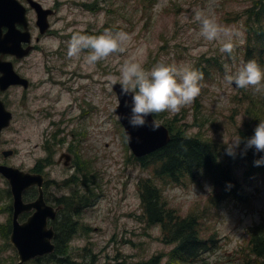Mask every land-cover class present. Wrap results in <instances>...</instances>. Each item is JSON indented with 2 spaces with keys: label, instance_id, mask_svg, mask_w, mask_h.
Instances as JSON below:
<instances>
[{
  "label": "rangeland",
  "instance_id": "rangeland-1",
  "mask_svg": "<svg viewBox=\"0 0 264 264\" xmlns=\"http://www.w3.org/2000/svg\"><path fill=\"white\" fill-rule=\"evenodd\" d=\"M57 1L60 9L52 17L53 30L20 62L23 66L20 71L31 77L33 85L14 86L2 93L14 116L10 126L2 130L0 162L30 170L49 161L46 196L54 202L68 196L78 206L74 212V236L67 245H62L67 246L75 264H116L147 260L156 254L161 255L162 262L169 259L168 253L175 243L164 240L160 224L149 225L143 218L140 182L147 177L158 183L169 205L183 215L197 210L205 235L219 229L220 245L214 251L202 252L209 263L247 245L249 226L264 216V178L252 181L248 200L214 208L208 206L213 187L209 181L186 179L174 183L152 175V166H143L133 157L124 126L114 111L118 97L111 80L120 76V66L130 58L151 69L157 62L191 68L201 62L208 67L206 59L218 57L226 73L212 67V74L199 82L200 95L193 103L175 114L156 115L164 122L178 116V123L170 122L175 129V125H181L188 135L208 138L217 146L222 159L226 158L228 147L225 142L239 136L241 143L235 151L240 152L245 146L240 130L255 122L246 112L249 102L237 99L239 88L228 83L226 76H234L243 63L246 11L253 6L264 7V0H48L47 3ZM193 9L233 30L231 54L220 51L224 40L209 42L200 35ZM81 29L88 35H99L105 29L122 30L131 40L124 45L123 53H113L90 66L83 59L87 51L79 59L67 57V41ZM260 87L264 91L262 84ZM262 112L264 115V107ZM4 149L14 152L5 156ZM64 151L72 153V165L58 161ZM79 159L87 168L78 169ZM245 166L244 162L236 165L237 172L242 174ZM34 196L35 189L26 192L27 199ZM68 210L66 207L64 211ZM12 211L10 184L0 172V264L18 261V252L10 240ZM25 218L26 215L22 220ZM48 256L51 254L26 264H58Z\"/></svg>",
  "mask_w": 264,
  "mask_h": 264
},
{
  "label": "trees",
  "instance_id": "trees-1",
  "mask_svg": "<svg viewBox=\"0 0 264 264\" xmlns=\"http://www.w3.org/2000/svg\"><path fill=\"white\" fill-rule=\"evenodd\" d=\"M89 5L93 6V3ZM246 13L248 15L245 20L247 41L245 46L243 44L245 52L242 51L244 54L241 56L245 60L244 63L250 59L257 61L264 72V15H262L264 7L258 9V6H253L248 8ZM206 61L211 65L210 67L209 65L205 67L201 62L194 67L203 74V78L212 74L210 73L212 67L227 72L218 57L207 58ZM261 84L264 89V80ZM239 91L240 96L237 99L241 103L249 102L246 112L252 122H255L253 126L251 122L245 124L240 130V136L245 140V146L240 152L235 151L234 155H229L225 151L226 158L222 159L219 149L208 138L188 135L181 125L174 124L175 129L171 123L180 119L176 116L170 121L171 123L168 120L165 121L172 133L171 141L149 154L143 156L134 154V159L143 166H152V175L166 182L209 181L213 186L208 198L209 207L222 208L230 205L232 201L248 200L252 195L249 189L250 185H253L252 181L264 178V164L255 163L264 156V152L254 150V146L246 148L247 139L254 135L255 127L260 120H264L262 112L264 91L257 92L252 86L246 89L239 88ZM79 161V170L87 168L86 163H83L81 159ZM242 162L246 166L243 173L239 174L236 165ZM88 180L89 178L86 177V181ZM140 186L143 218L149 225L160 224L164 240L174 242L175 246L169 251L170 257L166 262H162L161 255L156 254L147 260L118 261L116 264H264V216L249 226L247 245L243 244L241 249L230 250L224 259L209 263L208 257L202 255V252L210 249L214 251L220 245L222 237L219 235V229L205 235L202 231L199 212L191 210L183 215L176 207L169 205L158 183L152 177L141 179ZM71 197L73 198L74 194ZM67 198L68 196L65 198V208L69 210L62 209L58 215L60 221L54 220L57 231L54 238L56 248L53 252L43 255L51 254L48 257L57 260L58 264L76 263L67 246H62L64 243L67 245L74 236L76 223L74 212L78 211V206L73 203V200ZM40 257L42 256L34 259Z\"/></svg>",
  "mask_w": 264,
  "mask_h": 264
},
{
  "label": "clouds",
  "instance_id": "clouds-1",
  "mask_svg": "<svg viewBox=\"0 0 264 264\" xmlns=\"http://www.w3.org/2000/svg\"><path fill=\"white\" fill-rule=\"evenodd\" d=\"M194 19L200 25V35L207 41L224 40L221 52L231 54L233 44L231 40L235 33L233 30L219 25L215 19L205 15L198 9H193ZM84 30L73 32L67 41V57L80 58L82 52L87 51L83 57L85 63L94 66L98 61L104 60L113 53H123L124 45L131 40V36L122 30L112 31L105 29L99 35L83 34ZM120 76L112 79L111 83L120 84V95L130 97V103L126 106L130 112L126 116L133 128L150 126L153 130L160 127L157 120L149 124L148 116L169 112L178 113L183 106L189 105L200 95V81L203 74L186 65H168L157 62L151 69H145L142 63L134 58L126 59L119 68ZM228 83L235 82L237 88L252 86L255 91H261V82L264 80L259 64L255 60L242 63L234 76H226ZM130 141L131 137H127ZM228 147L226 152L234 155L239 147V136L225 142ZM258 152H264V120H260L255 127L254 135L246 141V148L253 147ZM264 164V156L255 162Z\"/></svg>",
  "mask_w": 264,
  "mask_h": 264
},
{
  "label": "water",
  "instance_id": "water-1",
  "mask_svg": "<svg viewBox=\"0 0 264 264\" xmlns=\"http://www.w3.org/2000/svg\"><path fill=\"white\" fill-rule=\"evenodd\" d=\"M12 1V2H11ZM0 0V28L3 23L9 24L8 14L14 11L16 5L20 6L23 11V6L18 0ZM38 7L39 24L41 30H47V14L39 3L33 2ZM9 32L0 36V50L14 53L18 56H23L30 48L22 49L19 40L20 37H13V27H9ZM0 69L3 75L0 76V85L5 89L11 83H23L27 85L28 81L18 74L13 66L12 61L0 59ZM113 89L117 92L118 103L114 107L119 119L124 125L127 137H131L128 143L132 151L137 156H143L151 153L154 150L166 145L172 138L169 127L159 121L155 116H148L149 124L152 120H157L160 127L153 130L150 126L133 128L130 126L126 116L130 112V108L126 106V102L130 103V97L120 95V84H113ZM12 112L7 109L4 103L0 101V139L3 127L10 123ZM13 152L12 149L4 150L5 155ZM68 159L70 154L63 153ZM0 171L8 178L11 191L13 194V228L10 234V240L17 248L18 261L16 264H24L27 260L51 253L55 250L56 243L53 241L55 229L53 225H49V219L57 216L60 206L49 204L44 196V174L40 172H32L22 169L16 165L0 163ZM37 185L39 193L32 200H25L24 191ZM29 212L25 220H20V214Z\"/></svg>",
  "mask_w": 264,
  "mask_h": 264
},
{
  "label": "flooded vegetation",
  "instance_id": "flooded-vegetation-1",
  "mask_svg": "<svg viewBox=\"0 0 264 264\" xmlns=\"http://www.w3.org/2000/svg\"><path fill=\"white\" fill-rule=\"evenodd\" d=\"M7 1H11V0H7ZM22 6H23V11L20 9V6L16 5L14 7V11L12 13L8 14V21L9 24L3 23V25L0 28V36L5 35L6 33L9 32V27H13L14 33H13V37L17 38L20 37L18 41H20L22 49H26V48H30L29 51L27 53H25V55L23 56H18L14 53L8 52V51H1L0 50V59H7V60H11L14 62L15 68L18 72H20L25 79H27L28 83L27 85L23 84V83H12L9 84L7 86V88L5 90H2L0 88V94L2 93H7L8 91L11 90L12 87L14 86H23L24 88H28L30 86L33 85V81L31 79V77L24 75L21 71L20 68H22L23 66L20 64V62L24 61L25 59H27L32 52L38 47V43H40L41 39L43 38L44 35H46L48 32L53 30V18L57 15V13L59 12L60 9V5H59V1L53 3V4H48L47 1L48 0H18ZM12 2V1H11ZM33 2L39 3L42 8L45 10V13L47 14V26H48V30L45 32H42L41 30V25L39 24L40 20H39V13H38V7L36 8V6L33 4ZM8 31V32H7ZM3 75V72L0 69V76ZM1 87V85H0ZM70 154V159H68V163H66L67 157L66 155L62 154V159L64 161L65 164L67 165H72V158L73 155H71L72 153H68ZM59 158V162L62 160ZM50 163L47 161L45 164H40V165H36L33 168L30 169V171L33 172H40L44 174V183H43V189H44V196L47 202L54 204L55 206L61 205L62 209L65 208V198H58V202H54L52 200L49 199V197L46 196L47 193V185L49 186V178L47 176V165H49ZM46 165V166H44ZM49 182V183H48ZM30 188L32 189H36L35 191V196L33 198H36L38 195V186L33 185ZM61 209V210H62ZM58 212V215L60 214V211ZM58 215L56 216L55 219L50 220V224H52L55 228V222L54 220L58 219ZM56 229V228H55Z\"/></svg>",
  "mask_w": 264,
  "mask_h": 264
}]
</instances>
